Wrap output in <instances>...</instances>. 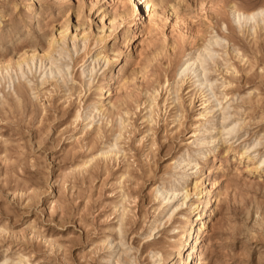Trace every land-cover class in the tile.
Returning a JSON list of instances; mask_svg holds the SVG:
<instances>
[{
    "label": "rangeland",
    "instance_id": "374dc122",
    "mask_svg": "<svg viewBox=\"0 0 264 264\" xmlns=\"http://www.w3.org/2000/svg\"><path fill=\"white\" fill-rule=\"evenodd\" d=\"M141 1L0 0V264H264V0Z\"/></svg>",
    "mask_w": 264,
    "mask_h": 264
},
{
    "label": "bare ground",
    "instance_id": "6f19581e",
    "mask_svg": "<svg viewBox=\"0 0 264 264\" xmlns=\"http://www.w3.org/2000/svg\"><path fill=\"white\" fill-rule=\"evenodd\" d=\"M139 1H141V0H137V2H139ZM142 2V1H141ZM143 3V2H142ZM144 6H145V8H146V10L148 9V10H150V8L151 7H153V5H149L148 4V2L147 3H144ZM233 13H237L236 14V16H237V18H242V19H245V20H247V21H251V20H254L257 16H263V13H264V9L263 8H259V9H256V10H254V11H252V12H248V13H246V12H241V11H238V10H236V11H234ZM68 28V27H67ZM77 30V29H76ZM60 32V34L59 35H61V37L58 39H53V40H51L50 41V43L48 44L49 46L47 47L48 48V51L46 52V53H44L43 55H42V57L43 58H45V59H48L49 58V56H50V54L54 51V49H55V44L57 43L58 44V42L59 41H63L64 39H65V32H66V28L65 29H62L61 28V30H59ZM75 37H77V35L75 34L74 35V38ZM85 38L86 37H82V40H85ZM73 39V38H72ZM27 53V52H26ZM26 53H25V55H26ZM33 57H34V54L33 53H31V55H27L26 56V58L25 59H23V60H18L17 59V61H15V65L16 66H18V67H21V66H23L24 64H27L28 65V63L30 62V61H33ZM20 58V57H19ZM24 58V57H23ZM104 58H106V57H104ZM113 58H111V57H109V58H107L106 59V61L107 62H112V61H114V60H112ZM206 59V58H205ZM105 60V59H104ZM212 60V59H211ZM191 61V60H190ZM190 61H188V62H186L183 66H184V68H181V71H180V73H178L179 74V76L180 75H185L184 73L188 70V69H191V68H189V66H191V64L193 63H190ZM192 61H195V60H192ZM30 64V63H29ZM108 64V63H107ZM193 64H195V63H193ZM182 66V67H183ZM7 67H11L10 65H8V63H7ZM50 72H52V71H50ZM57 72V71H56ZM204 72V71H203ZM65 77V76H64ZM63 79H65V78H63ZM211 80V79H210ZM66 80H63V82H65ZM111 82V81H110ZM214 83H215V81H214ZM201 85L203 86V88H209L210 89V86L212 85V82L210 83V82H208V79H207V81H205V80H203L202 82H201ZM200 86V85H199ZM202 86H201V88H202ZM205 86V87H204ZM101 88V87H100ZM154 89H156V88H154ZM153 89V90H154ZM159 89V88H158ZM157 89V90H158ZM208 89V90H209ZM212 89V88H211ZM153 90H152V92H153ZM102 91H103V89H102ZM155 91V90H154ZM104 92V91H103ZM103 92H101V96L103 95ZM147 92V91H146ZM100 93V92H99ZM154 93V92H153ZM211 93H213V92H211ZM109 95V94H108ZM156 95V94H155ZM213 97H214V94L212 95ZM154 97V96H153ZM155 97H157V96H155ZM102 99V98H101ZM125 99V98H124ZM154 99V98H153ZM149 101V100H148ZM151 101V100H150ZM126 102V101H125ZM150 104H152V103H150ZM111 107H112V105H111ZM123 107V106H122ZM122 107H119V108H122ZM117 106H116V111H117V109H119ZM124 108V107H123ZM122 111V110H121ZM120 111V113H122ZM120 113H119V115H118V117L120 116ZM120 119V118H119ZM121 120L122 119H120V122H121ZM111 147L109 146V150L107 151V152H109V151H111L112 149H110ZM113 149L115 148V145H113V147H112ZM107 152H103L104 154H106ZM227 153V152H226ZM242 154L243 153H241L240 155L242 156ZM239 155V156H240ZM263 160L261 161V162H264V157L262 158ZM258 166H259V164L255 167L256 169L258 168ZM196 185V184H195ZM203 191V190H202ZM157 192L158 193H161V194H164L166 191H164L161 187H158V189H157ZM203 194V193H202ZM202 194H201V196H199V198L200 197H202ZM167 196V195H166ZM204 196V195H203ZM169 198L168 197H165L164 198V200H168ZM208 203H209V201H207L206 200V202H205V204H203L202 206H201V208L202 207H206L207 205H208ZM213 203V202H212ZM211 203V204H212ZM199 206L200 205H196L195 204V208H199ZM196 217H195V219H194V222H193V218H192V220H189V222H185L184 224H183V226H182V232H181V236H180V239H183V244H182V248H184L185 247V245L187 244L188 246H187V249L186 250H184L183 251V249L181 250H179V254H181L182 253V255L184 254V257H182V264H191V262H192V260H193V258H194V255H195V250H196V247H197V241H198V239H200V237H202V235L205 233L204 232V230H202L203 229V227H204V223H206V221L204 220V221H202V216L204 215V213H203V209H200L196 214ZM209 215H210V213H209ZM205 216V215H204ZM199 223V225L198 226H196V223ZM197 223V224H198ZM196 226V227H195ZM195 233V236L193 235ZM193 236H194V238H193ZM180 259V258H179ZM162 260V264H165V259L163 258V259H161ZM193 263V262H192ZM173 264H175V262L173 263Z\"/></svg>",
    "mask_w": 264,
    "mask_h": 264
}]
</instances>
